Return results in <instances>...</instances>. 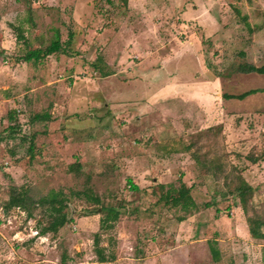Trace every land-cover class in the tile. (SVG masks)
<instances>
[{
	"label": "rangeland",
	"instance_id": "rangeland-1",
	"mask_svg": "<svg viewBox=\"0 0 264 264\" xmlns=\"http://www.w3.org/2000/svg\"><path fill=\"white\" fill-rule=\"evenodd\" d=\"M142 1L149 4L169 1L190 6L198 4L199 10L205 8V11L209 10L208 1H212L224 4L228 9L227 0H133L134 11L131 12L124 0H0V137L16 136L12 147L6 144V140H3L5 144L0 141V189L3 188L5 198L9 196L12 185L24 186L32 199L52 191L64 198L56 200L52 214H44L43 207L32 205L36 213L35 221L27 223L26 212L22 217L20 212H14L13 222L0 228L5 232L12 225H20L25 232H30V228L39 227L48 220L55 221L70 215L74 220L64 226L63 236L67 233L72 244L80 243L86 264L102 262L98 250H103L108 257L118 252L121 260L117 263L125 264L133 254L145 253V246L151 242L155 243V247H149L147 254L152 255L157 247L160 248L166 255L164 264H264V239L255 238L250 233V225L256 224L264 232V131L258 127L261 122L256 116L264 113V94H251L245 100L233 99L234 103H246L244 112L243 108L226 107L224 103L230 102L222 96L258 87L259 80L264 86V74H226L231 72V67L235 69L240 62L246 61L245 57L237 55L248 46L245 41L232 44L235 55H220L222 58L218 62V58H212L214 51L210 46L214 41L210 38L212 36L207 38L209 27L202 22L192 24L191 21H197L193 15L187 16L184 26L174 30H171L173 23L162 25L168 28L161 30L168 38L176 37L180 41L194 43L191 57L195 61L192 62L191 58L183 65L177 64L178 72L187 71L184 65L190 66L191 70L182 77L178 76L184 82L180 84L182 87L178 93H184L182 91L192 85L188 82L206 79L202 78L205 77V61L209 62V73L215 69L214 75L221 78L220 86L216 84L210 90L214 96L209 94V128L189 133L185 138L183 132L180 136L176 133L175 138L168 139L163 124L167 119L162 116L156 138L160 146L157 147L165 145L163 140H167V146L172 145L180 137L183 143L192 145L189 153L174 155L159 151L161 154L158 155L151 150L152 154L169 157V160L155 165L149 172L136 171V167L124 163L126 155H137L141 153L140 146L145 148L141 142L135 143L133 138L128 137L144 129L141 128V119H136L141 110L116 118L120 110L116 102L134 106V101L137 103L144 98L156 101L159 94L164 93L159 98L162 102L169 93L168 87L161 89L165 86L161 56L148 58L141 45L135 42L130 49L141 55L139 60L134 61L140 74L132 77L129 71L135 68L131 65L134 57H117L128 45L126 40L133 29L127 25L128 30L125 31V22H138V14L142 12L138 5ZM228 1L246 9L250 0ZM250 2L264 4V0ZM143 12L149 13L147 18L150 22L152 11ZM206 17L209 26L216 25L212 18ZM115 20L114 30L119 32L118 42H121L119 47L114 46L117 42L114 44L111 41L114 34L110 35L113 30L109 27ZM164 20L166 23L167 20ZM237 23L241 24L240 29L245 26L242 20ZM152 24L151 29L154 27ZM235 29L237 31L239 26ZM57 30L64 43L70 42L69 46H63V51L49 56L39 65L21 59L27 51L48 45ZM101 31L105 32L106 44L100 43L97 38ZM262 31V36L255 41L258 48L251 52V59L259 65L264 64ZM156 38L160 36L157 34ZM198 48L204 54L203 58L200 57L202 66H199L201 62L196 64ZM104 74L113 76L105 78ZM22 98L25 105L18 106ZM98 99L102 100V104L94 106ZM161 102L157 101L158 105L151 108L160 106ZM103 103H107L108 107ZM138 105L142 106V103ZM46 112L53 116L48 126L44 121L32 120L36 113ZM10 114L15 115L17 121L11 119ZM134 120L136 125H132ZM44 130L47 134H43ZM33 133H37L36 142ZM116 134L122 138H117ZM31 143L35 144V148L36 144L47 145L36 152L35 149L30 150ZM88 143H91L90 146ZM152 146L149 145V148ZM56 155L59 156L57 164L45 158ZM17 161L22 162L13 178L6 171ZM77 161L81 164L80 176L69 170V166ZM43 163L46 165H39ZM133 173L135 176H132ZM238 176L255 187V192L248 196L246 203L248 212L234 193L239 184ZM3 177L8 178L7 183ZM134 177L138 182L149 184L155 177L158 182H152V186L144 185L139 190L133 189L128 186V178H132V184L137 185ZM88 187L94 191L89 196L83 192ZM174 187H177L175 191L172 190ZM188 187L192 189L191 195L197 207L185 199L183 205L173 204L172 199L185 195ZM97 195L106 205L125 203L120 221L110 229L99 227L100 217L106 212L101 213L100 205L92 200ZM161 195L164 197L161 198ZM53 197H56L55 194ZM206 203H211V206H206ZM181 217L184 219L181 220ZM97 233L100 240L95 243ZM6 252L9 253L8 250Z\"/></svg>",
	"mask_w": 264,
	"mask_h": 264
},
{
	"label": "crops",
	"instance_id": "crops-1",
	"mask_svg": "<svg viewBox=\"0 0 264 264\" xmlns=\"http://www.w3.org/2000/svg\"><path fill=\"white\" fill-rule=\"evenodd\" d=\"M132 1L133 0H128L127 9L129 8L130 12L131 10L134 11L133 9L134 3ZM250 1L247 2L248 7L246 9H244L241 5L235 4L234 2L233 5L228 0L226 1V4L228 5V9L224 7V4L208 1L209 2L208 11H205V8L203 10L202 9L199 10L198 4L197 5L192 4L193 6H190L176 1H169L162 4L156 2L149 4L148 1H146L147 3L146 2L144 3L143 1L140 2V5H138V7L141 8L139 10H141L142 12L138 14V18H139V20L137 19L138 22L135 24L133 20H128L125 22V28H126L125 31L128 30L127 25L131 26L133 29L132 32H129V36L126 40L128 45H126V48H124L120 53V55L119 54L117 55V57L119 56H122L124 58H128L130 56L134 57V59H132L131 65L133 64L132 66L135 68L132 71H129V75H131L132 77L134 75L140 74V70L137 67V63H134V61H136V59L139 60L141 55L135 49L133 50L130 49L135 42L138 43L139 46L141 45V48L144 50L145 55H147L148 58L161 56L162 62L160 66H162L164 70L163 76L165 78V86L161 87V89L165 90L168 87L169 93H167L163 97L164 99L162 100V102L164 101L163 103L159 98L163 96L164 93L159 94V98L156 101L155 100L153 101L150 98L149 99L144 98L138 100L137 103L138 102L142 103V106H139L138 105L139 103L137 104L135 101L132 103L134 106H132L130 103L127 104L126 102H121V101L116 102L118 104L117 105L118 108L120 109L117 112V115H115L116 118L122 115L128 116L132 114L134 110L135 111L141 110V112L139 113L141 115H144L143 118L142 116H140V114L136 117V119H141L140 120L142 121L141 128H143L144 130L141 133H133V135H130L128 137L131 139L133 138L135 143L141 142V144L145 148H141L140 146L141 144H140L139 146L141 153L139 154L137 153V155H132V156L126 155L125 158H123L125 161L124 163H127V165L130 166L133 165V167L137 168L135 169L136 171L149 172V170L151 171L153 170L155 165L161 164L162 162L163 163L168 162L169 160V157L162 158L158 156L159 154H161L159 153V151L166 153L171 152V154L174 155H183V154L185 155L189 153V151L192 148V145L183 143V141L180 140V137L178 138V141L176 143H171L172 145H168L169 147L166 144L167 140L162 141V143L164 142L165 145L161 146V148L157 147L160 146V143H158V140H156V138L158 137L157 132L158 130H160V125L162 121L161 122L159 121L161 120L162 116L166 117L167 119L166 122L163 124H165L164 127L166 128V132L164 133L165 135H167L168 139H170L169 137L175 138L173 136H176L175 135L176 133L180 136L181 132H183V137L185 138L186 135L189 133H195L204 128H209V94L211 93V95L214 96V94L210 92V90H212V88H214L216 84L220 86L221 78H218V75H214L213 71L215 69L210 68L212 72L210 71L209 73V62L203 61L206 67L203 69V73L205 74V77L202 78H206V79H204V81L201 80L190 81L188 83L192 85L188 86L187 89H184L186 92L182 91L184 93H178V91H180L182 87L180 86V84L184 83L183 81L179 80L178 76L182 77V75H185L187 71L190 70V66L184 65L187 71L183 72L179 70L178 72L177 64L182 63L183 65V62L186 63L185 61L191 58H192L191 59L192 62L195 61V59L191 57L193 56L192 50L194 43L192 42L190 43V41L189 43L186 41L185 42L180 41L176 37H172L171 39L168 38L167 34L165 35L164 33H162V31L168 29L167 27L164 28V26H168L169 24L173 23L174 27L171 30L177 29V27L180 28V26H184L186 21L188 20L187 16L193 15L194 18H197V21H191L192 24H200L202 22L204 26L209 27L207 38L209 39V36H212L210 38L211 40L214 41L212 42L214 44L213 45L211 44L210 46L212 51H214L212 53L213 59L218 58L217 61L219 62L221 61L220 59L222 58L221 56L223 55L224 56L226 55V57H232L235 54L233 53L234 47H232L231 45L242 40L245 41L248 44V46L245 49H243V51L238 52L237 55L246 58V61L243 62L253 63L256 66H262L264 64L259 65L258 63H256V61H253L251 59L252 58L251 52H253L252 49L258 48V46H255L256 45L255 41H257L258 39L257 37L262 36V32H263L262 30H264V4L261 5L256 2H250ZM145 10H151L153 13L151 14V16L153 17L150 22L148 21L147 18L149 13L143 12ZM231 11H233L234 13L232 14ZM206 16L212 18L216 23V25L209 26V20H207ZM233 16L236 24H234ZM164 19L167 20L166 23H164L165 21ZM203 19L206 20L207 22H205ZM241 20L245 25L241 27L242 29H240L241 24L237 23ZM151 22L153 23L152 26H154L152 27V29H151ZM163 24L164 26H162ZM115 26H116V20L115 23L113 25L111 24V27H109L110 29L113 30L111 31L110 35L114 34V38L111 39V41L114 42V44L117 42V44L114 46L119 47L120 46L119 43L121 42L120 40L118 42V39L120 38V36H119V32L114 30V28H116ZM236 26H239V29H237V31L235 29ZM158 28L160 29L159 33H156ZM134 29H138V30L135 31ZM103 32L104 31L99 32L97 38L100 39V43L106 44V41L104 39L105 32L104 33ZM209 32L211 33L209 34ZM157 34L160 36V38H156ZM217 38H219L218 41H216ZM108 40L110 41V38ZM155 40H157L156 43H158V45L155 43ZM175 41L177 43H175ZM172 42L174 43L172 44ZM153 45L155 47H153ZM167 45L173 46L174 48H168ZM158 50H160V52H158ZM200 53L203 54L202 49L198 48L196 64L201 62L199 66H202L203 64L200 57L202 56L203 58L204 54L200 55ZM39 64H35V65H39ZM230 69L231 72L226 73L229 76L235 74L249 75V74L257 73V72H251V73L240 72L238 70H234L233 67H231ZM263 74L264 73H257L256 75L261 76ZM105 76H106L105 78H110L113 75L106 74ZM58 80L62 81L61 78H59ZM258 82L261 83L260 80ZM260 83H259L260 86L258 87L253 86L252 88H248L245 91L255 88L264 89V86H262V84ZM194 90L196 91L194 92ZM259 92H260L259 96L264 94V91H259ZM30 95L32 100L33 97L32 92L30 93ZM246 98L239 100H245ZM233 99H238V98L227 99L226 101L230 103L229 104L224 103L225 106L226 107L229 106V108L234 107V109L237 110L243 108L242 111L244 112L246 110L245 108L247 107V105H245L246 103L244 104L241 103L239 104L238 102L234 103V101H232ZM157 101L161 102V105L155 108H151L154 107L155 105H158L156 104ZM24 102L25 99L23 100L22 98L21 102L18 103L19 105L18 104L17 105L23 106L25 105ZM170 103L173 105H171ZM97 104L101 105L102 100L101 99L96 100L94 106H97ZM103 104L105 105V107H108L107 103H103ZM174 105L175 107H172ZM212 106L213 105L211 104V107ZM194 110H197V112H194ZM18 111H20L19 108ZM228 111H232V110L229 109ZM47 114L49 115V119L45 120L44 122L48 126L49 125L48 122L52 120L53 116L49 112ZM147 115L149 116V118H147L148 117ZM256 116L259 118V122H261L260 126L258 125V127L262 128L264 131V113H258L256 114ZM155 119L158 121H156ZM190 124H192L190 128L189 126L186 127V125H190ZM132 125H136L135 120L132 123ZM41 134L42 133H38V135ZM43 134H47V131L44 130ZM3 136L5 137H0L3 138L0 139V141L5 144V141L3 140H6V144H10L11 145L10 147H12V144L14 143V139L16 136L15 135H10V136L3 135ZM36 136L37 133H33L32 137L35 140V142H36ZM8 137L11 138L9 139ZM116 137L119 138L120 136L116 134ZM149 141L150 143H148ZM90 144L91 143H88V146H90ZM46 145L47 143L45 144L41 143L40 145L36 144L37 146L36 152L42 151L43 147H46ZM149 145L150 147L153 145L152 148H149ZM155 147L157 148L156 150ZM151 150L153 153H157L158 155L152 154ZM10 152L13 151L11 150ZM58 157L59 156L56 155V157L53 158L51 156L49 158L48 156H46L45 158L51 159L52 164H54L53 162L57 164ZM21 162L22 161H17L15 165L12 164L13 166L10 167L8 166L9 168L6 172L10 174L11 177L14 178V176L17 174L18 166L20 167ZM48 163L49 160L47 164ZM39 165L45 166L46 164L43 163ZM132 176H135V174L133 173ZM144 178L146 180V175ZM154 178L155 177H153L152 179L153 184L158 182ZM3 179L6 183L8 182L7 180L8 178L3 177ZM128 179L130 180V178ZM134 180L137 185H134L131 182L128 185L130 186V188H133V186L138 187V185L139 188L140 187L143 188L144 185L152 186V182L150 184L146 183L147 180L145 183L144 181L138 182L137 177H134ZM131 181H133L132 178ZM250 184L252 183L250 182ZM1 189H0V227L4 225L7 226L8 224H11L13 222L12 214L14 212H16V214L20 212L19 215L21 214V217L24 216L25 214V211L20 209L19 207H14V206L9 207L5 204L4 201L7 200V198H5V192H3ZM33 214L34 215L32 217H28L26 215L25 220L27 223H32L33 221L36 220V218H34V216H36V213ZM47 222L45 224H47ZM24 224L25 226H27L26 223ZM45 224H42L39 227L37 226L35 228H30V232H25V229H21L20 225L17 226L12 225L11 228L6 229L5 232L1 230L2 228H0V264H86L87 263V261L84 260L85 254L83 253V249L80 246V243L77 242V244L76 243L72 244L73 241H69L70 237H68L67 233H65L66 236H63V230L65 228L64 226L60 228L57 233L51 231L41 232L42 226ZM99 225H101V223ZM11 240H13L12 242L13 245H11L10 243ZM149 247L153 249L155 247V243L151 242L147 244L144 248L146 250L145 253L143 251L141 254H133L131 258L128 257L125 261V264H164L166 260V255L163 252H161L160 248L157 247L156 253L152 252V255H148L147 251ZM7 250L9 252L8 254L6 252ZM109 257L110 258L108 261H102V262L96 261L93 262L92 264H119L117 263V261L121 260L119 258L118 252L116 251L115 253H112V256Z\"/></svg>",
	"mask_w": 264,
	"mask_h": 264
},
{
	"label": "trees",
	"instance_id": "trees-1",
	"mask_svg": "<svg viewBox=\"0 0 264 264\" xmlns=\"http://www.w3.org/2000/svg\"><path fill=\"white\" fill-rule=\"evenodd\" d=\"M127 1L128 0H124ZM126 2V3H127ZM70 42H63L62 38H61V34L60 31H56L54 38L51 40V42L46 45L45 47H38V48H34L31 49L29 51H27L25 53L24 56H22V60L24 61H33L34 64H39L42 63V61L44 59H46L49 55L57 53V52H61L63 51V48L66 46H69ZM64 46V47H63ZM18 59V58H17ZM20 59V58H19ZM234 70H238L240 72H247V73H251V72H257V73H264V65L262 66H256L253 63H249V62H243V63H239L238 66L236 67V69ZM259 91H264V89L261 88H255V89H250L247 91H244L242 93L239 94H230V93H224L223 97L225 99H230V98H238V99H244L246 98L248 95L253 94V93H257ZM10 118L17 121V118H15V115H11L10 114ZM49 119V115L47 113H36L34 116H32V120H41V121H45ZM15 130V126H13V131ZM34 143L30 144V150L34 149L36 150ZM80 161H77V163L70 165L69 166V170L71 172H75L76 176H80V169H81V164L79 163ZM238 181L239 184L236 185V187L234 188V193L236 196H238L240 198V201L243 203V207L245 209L246 212H248V208L246 207V203L248 202V196L252 195L255 192V187L250 184V182H248L246 179H244L242 176H238ZM128 182L131 183V179H128ZM184 182L181 181V185L183 186ZM161 186H164V184H162ZM9 196L7 197L8 199L5 200V204L7 206H11V207H19L20 209L24 210L27 214L28 217H32L34 214V210L32 205H38L40 206L42 209H44V214H52L54 212V203L56 202V200H63L64 198H60L58 195L59 194H55L56 197H53V191L50 194L44 195L42 197H39L38 199H32V197H30L28 189H25V187L23 186L22 188L17 186V185H12L11 187H9ZM134 189H139V187L137 186H133ZM177 187L172 188L173 191L176 190ZM191 187H188L186 190L185 195H182L181 197H174L172 199V203L175 205H180V204H184V199L186 201H189L192 205H195L197 207L196 202L193 199V196L191 195ZM84 193H86L87 196L92 195L94 193L93 189L91 187H88L85 191H83ZM81 192V193H83ZM164 195H161V198H163ZM167 197V195H166ZM92 200L100 205V209H101V213L106 212V215H104L103 217H101V229H110L112 227L115 226V224L120 220V217L122 215V210L123 207L125 206V203H120L119 205H106L102 202L101 197L97 196H93ZM206 206L210 207L211 203H206ZM36 208V207H35ZM184 217H181V220H183ZM74 218L71 217L70 215H65L63 217H61L58 220H50L47 222V224L42 226L41 232H54L57 233L59 231L60 228H62L63 226H65L66 224H68L69 222L73 221ZM250 221H253L250 217H249ZM258 222V221H257ZM255 224V223H254ZM257 225V224H256ZM256 225H250V233L252 234L253 237L258 238V239H264V232L260 230V228ZM100 235L97 233L96 234V239H95V243L99 242ZM98 255L100 257L101 261H108L110 257H108L103 250H98Z\"/></svg>",
	"mask_w": 264,
	"mask_h": 264
}]
</instances>
